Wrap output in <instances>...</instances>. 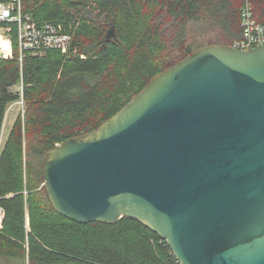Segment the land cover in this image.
<instances>
[{
  "label": "water",
  "instance_id": "1",
  "mask_svg": "<svg viewBox=\"0 0 264 264\" xmlns=\"http://www.w3.org/2000/svg\"><path fill=\"white\" fill-rule=\"evenodd\" d=\"M42 167L72 220L136 219L181 264H264V45L194 49Z\"/></svg>",
  "mask_w": 264,
  "mask_h": 264
},
{
  "label": "trees",
  "instance_id": "2",
  "mask_svg": "<svg viewBox=\"0 0 264 264\" xmlns=\"http://www.w3.org/2000/svg\"><path fill=\"white\" fill-rule=\"evenodd\" d=\"M245 1L22 0L36 22L71 25L74 33L69 52H26L22 60L17 24L0 22L11 27L13 50L0 60V140L9 106L21 99L24 106L0 154V256L27 264H180L167 241L136 219L80 223L56 211L43 157L96 130L194 49L240 39ZM250 1L264 25V0ZM192 27L208 40L192 42Z\"/></svg>",
  "mask_w": 264,
  "mask_h": 264
},
{
  "label": "built area",
  "instance_id": "3",
  "mask_svg": "<svg viewBox=\"0 0 264 264\" xmlns=\"http://www.w3.org/2000/svg\"><path fill=\"white\" fill-rule=\"evenodd\" d=\"M0 22L17 24L20 51L18 58L20 60L23 59L26 52L43 55L50 49H60L62 52L67 53L72 48L74 33L71 25L67 29L62 23L46 22L40 24L36 22L31 15L23 13L22 0L0 2ZM241 26L243 35L240 39L233 42L232 47L246 50L264 45V25L254 18L250 0H246L242 8ZM8 27L10 28V26ZM3 37L5 40H0V60L13 57L11 37L6 36L5 33ZM19 101L23 105V100ZM14 104L12 103L9 108L13 107ZM2 149L0 142V154ZM24 193L27 195V190ZM3 220L4 215L0 214V230L4 226Z\"/></svg>",
  "mask_w": 264,
  "mask_h": 264
},
{
  "label": "rangeland",
  "instance_id": "4",
  "mask_svg": "<svg viewBox=\"0 0 264 264\" xmlns=\"http://www.w3.org/2000/svg\"><path fill=\"white\" fill-rule=\"evenodd\" d=\"M11 28V27H10ZM6 25H0V40H5L4 39V33L6 36H10L11 33V29ZM189 33H190V40L196 41L197 42H201V41H206L208 40V38L206 37H202V36H198L196 32L193 31V27L189 29ZM8 34V35H7ZM16 91H21L22 92V86L21 85H17L14 88ZM14 106L11 107L8 110V113L6 114L5 117V121H4V133L1 135V145L2 147H4V139L8 136V133L10 132L11 128L13 127V121L15 119V117L17 118L23 111V105L20 101H16L14 102ZM0 264H27L24 260L21 259H17V258H8V257H3L0 256Z\"/></svg>",
  "mask_w": 264,
  "mask_h": 264
},
{
  "label": "crops",
  "instance_id": "5",
  "mask_svg": "<svg viewBox=\"0 0 264 264\" xmlns=\"http://www.w3.org/2000/svg\"><path fill=\"white\" fill-rule=\"evenodd\" d=\"M9 109H10V108H8V110H9ZM7 113H8V111H7ZM15 121H16V117H15V119H14V121H13V125H14ZM13 125H12V126H13ZM11 130H12V128H11ZM11 130H10V132H11ZM10 132L8 133V136L4 139V145H5V143H6L7 139H8V137H9ZM3 133H4V127H3V130H2V134H3Z\"/></svg>",
  "mask_w": 264,
  "mask_h": 264
}]
</instances>
